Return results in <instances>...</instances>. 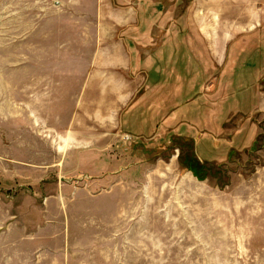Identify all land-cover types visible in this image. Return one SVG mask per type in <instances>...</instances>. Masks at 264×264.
Returning a JSON list of instances; mask_svg holds the SVG:
<instances>
[{
	"label": "rangeland",
	"instance_id": "rangeland-1",
	"mask_svg": "<svg viewBox=\"0 0 264 264\" xmlns=\"http://www.w3.org/2000/svg\"><path fill=\"white\" fill-rule=\"evenodd\" d=\"M6 3L10 8L9 0ZM103 4L108 11L99 18L102 23H109L115 11L139 12L137 21L126 17L127 22L121 23L126 27L120 35L127 42L135 40L130 25H140V31L150 27L146 39L137 41L149 48L163 39L161 47L169 37L159 28L177 24L178 33L188 27L197 42L199 32L210 28L216 34L228 33L226 44L223 40L219 46L227 58L220 63L225 54L219 55L216 64L212 57L203 68L188 61L185 75L191 78L177 88L182 108L176 131L173 118L156 135L153 127L144 136L116 132L113 142L97 146L107 163L100 173L89 160L97 148L87 146L82 147L77 175L61 171L55 176L58 182L65 179L74 187L95 189L81 191L75 206L74 200L67 202L71 236L69 242H60L59 250L68 254L51 257V264H61L57 259L64 264H264V0H104ZM150 6L154 12L147 11ZM242 16L244 22L239 20ZM1 17L4 135L9 132L7 74L15 72L11 59L17 53L26 55L27 43L17 39L25 35L26 19L19 18L23 25L17 27L16 17L4 13ZM112 25L116 28V22ZM18 67L25 71L24 64ZM186 82L189 91L184 89ZM185 90L188 96L182 97ZM152 116L149 113L151 124ZM20 130L24 135L23 122ZM189 162L201 166L200 178L186 168Z\"/></svg>",
	"mask_w": 264,
	"mask_h": 264
},
{
	"label": "crops",
	"instance_id": "crops-1",
	"mask_svg": "<svg viewBox=\"0 0 264 264\" xmlns=\"http://www.w3.org/2000/svg\"><path fill=\"white\" fill-rule=\"evenodd\" d=\"M103 1L9 0L8 8V0H0V19L2 13L16 17L17 27L23 25L19 18L26 19L25 35L17 39L27 43L26 55L17 53L10 62L15 72L7 74L9 132H0V264H51V257L65 256L60 242H69L67 226L72 228L66 204L74 200L75 206L81 191L95 187L77 188L55 176L61 171L77 175L82 147L87 146L97 148L89 160L100 173L107 163L97 146L113 142L116 132L144 136L153 127L156 135L166 120L174 118L176 125L182 108L177 88L191 78L185 75L188 61L203 68L212 57L218 64L217 58L225 54L219 46L228 33L210 28L199 32V42L188 27L178 33L177 24L159 28L169 37L161 47L163 39L149 48L137 41L146 39L150 27L140 31V25H130L135 40L127 42L120 35L126 27L121 23L126 17L137 21L139 12L115 11L109 23H102L99 18L108 11ZM224 57L220 63H226ZM19 64L26 66L24 72ZM193 85L192 80L189 87ZM187 90L182 97L188 96Z\"/></svg>",
	"mask_w": 264,
	"mask_h": 264
},
{
	"label": "trees",
	"instance_id": "trees-1",
	"mask_svg": "<svg viewBox=\"0 0 264 264\" xmlns=\"http://www.w3.org/2000/svg\"><path fill=\"white\" fill-rule=\"evenodd\" d=\"M186 168H188L189 170H191L195 176H197V177L200 178L198 169L201 168V166L200 167H195L194 165H191V163L189 162L188 163V166Z\"/></svg>",
	"mask_w": 264,
	"mask_h": 264
},
{
	"label": "bare ground",
	"instance_id": "bare-ground-1",
	"mask_svg": "<svg viewBox=\"0 0 264 264\" xmlns=\"http://www.w3.org/2000/svg\"><path fill=\"white\" fill-rule=\"evenodd\" d=\"M242 17H243V16H242ZM242 17H240L239 20H240L241 22H242V21L244 22V20H246V17H243V18H242ZM248 18H249V17H248Z\"/></svg>",
	"mask_w": 264,
	"mask_h": 264
}]
</instances>
